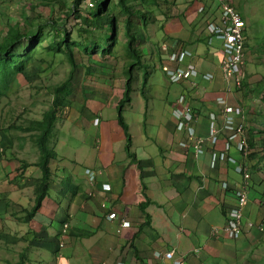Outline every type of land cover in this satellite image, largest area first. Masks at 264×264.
Instances as JSON below:
<instances>
[{
    "label": "crops",
    "instance_id": "0c3cea01",
    "mask_svg": "<svg viewBox=\"0 0 264 264\" xmlns=\"http://www.w3.org/2000/svg\"><path fill=\"white\" fill-rule=\"evenodd\" d=\"M162 1L167 4L162 6L159 1L158 5L148 8L146 24L138 27L137 45L148 65L146 84L143 92L142 83L134 86L132 99L124 108L132 136L131 151L136 159L126 152L125 132L118 121L102 126L99 117L112 109L107 101H112L109 93L113 87L120 86L123 91L117 97L118 102L123 96L125 62L124 74L118 82V76L113 75L112 80L116 82L89 90L91 93L82 91V99L73 106H78V112L85 118L93 121L94 116L98 118V122L94 121L98 129L94 141L80 139L73 146L63 137L60 150L67 152L61 155L58 151L51 160L53 175L69 179L65 181L68 189L65 208L60 203H48L47 196L29 221L23 216L33 204L24 206L22 212L14 210L13 217L8 219L0 213V228L8 232L1 249L5 256L0 251V264L21 259L24 264H117L119 261L175 264L172 259L155 255L168 250L174 251V259L180 260V264H256L264 256L258 250L260 241H264L258 229H262V223L255 221L260 218L259 204L264 203L260 201L264 184L252 175L244 209V232L239 238H228L223 228L230 207L237 201L235 190L243 179L242 174L223 162L212 168L210 147L198 155L192 146L182 148L180 142L186 134L177 130L172 113L178 96L186 92L197 116V131L206 135L210 112L219 113L222 109L216 100L224 93L225 85L220 71L222 42L206 28L208 23L219 20L220 5L217 0ZM175 38L193 52L189 60L200 73L197 86L187 81L171 82L160 67L166 61L160 45ZM207 72L214 74L212 81L203 79L202 74ZM143 73H140L142 81ZM233 94L227 96L228 101L237 103ZM72 95L65 103L69 104ZM116 107L117 104L113 108L117 110ZM128 112L132 122L127 121ZM244 121L247 122L245 114ZM73 124L83 125L79 120L68 121L67 129L72 130ZM248 137L251 147L253 142ZM223 140L222 135L218 148L222 147ZM231 153L240 157L235 147ZM87 167L102 169L95 184L85 174ZM40 177L41 171L38 180ZM38 180L33 178L34 187ZM224 182L228 183L227 187L223 186ZM104 183L110 186L109 190L103 189ZM57 188H63L62 184ZM92 189L95 195L89 197ZM103 201L107 205L105 209L101 206ZM141 203H144L143 209ZM107 209L129 220L131 225L122 227L121 219H109ZM249 220H253V227H248ZM65 221L70 225L69 238L61 248L59 231ZM7 243L15 247V258L8 255L11 248Z\"/></svg>",
    "mask_w": 264,
    "mask_h": 264
},
{
    "label": "rangeland",
    "instance_id": "374dc122",
    "mask_svg": "<svg viewBox=\"0 0 264 264\" xmlns=\"http://www.w3.org/2000/svg\"><path fill=\"white\" fill-rule=\"evenodd\" d=\"M89 1L92 2L91 0H85L83 2L84 5H88ZM130 1L134 2H130L131 4L136 3V0ZM159 1L163 3L162 6L167 4V2L162 0ZM72 3L73 0H0V33L4 35V31L7 29L6 24L10 18L12 22L19 21L24 26L25 19L22 13L26 15L33 12L36 15H42L43 18H40L41 20L49 18L50 15L53 18H57L63 12L62 8L68 11L72 7ZM108 3L110 8L117 13L119 42L113 47L114 55L112 56L95 54L88 58L85 52L76 48V59L79 67L73 73L71 88L73 95L69 98V104L65 103L61 109L52 135V145L55 148V152L59 151L61 155L67 152L60 150V143L63 137L71 146L75 145L80 139L94 141V138H96L94 135L98 126L94 121L98 122V118L94 116V121L90 117L85 118L79 113L78 106H75L76 108L73 107L78 105V100L82 99V91L101 89L105 84L116 82V80H112L113 75L118 76V82L120 75L124 74V63L129 61V59L126 61L128 54L125 46L126 35L123 29L125 12L122 11L119 0H109ZM233 3L234 5L236 4L235 2ZM256 3L257 0L245 1L246 10L249 14L253 13L251 15L252 18L250 20L248 18L247 23L253 25V27H251V31L249 29L250 37L249 39L247 38L246 42L244 86L241 90H236L234 92L235 95H233L237 99L234 102L241 104L245 109L244 114L247 120L248 135L254 142L252 151L255 154L250 158L248 157L252 161L250 165L248 164L249 171L264 184V154L260 156L261 152H264V0H258V4ZM89 6L85 7L91 8ZM62 21L67 23L69 28L67 29L71 32L72 42L77 43L79 40L84 41L86 39L85 33L78 30L79 20L70 17L66 20L62 19ZM49 29L50 27L48 26L47 30ZM46 34L52 36V33ZM109 36H111V33ZM46 39L41 43L34 42L24 45L26 48L34 46L35 50L31 53L24 71L18 75L6 96L0 100V153H4L3 159H0V213L5 215L6 219L13 217L12 213L14 210L16 213L22 212L24 206L34 203L35 195L32 181L33 178L38 180L41 171L33 165L38 160V148L33 143L30 132L22 131L19 126H26L30 120L42 117L44 111L51 105L53 99L52 88L69 78L71 72V65L64 54L52 55L43 47L50 42L49 37H46ZM105 43V40L101 37L98 43L101 45V50H103ZM110 44L111 42L106 43V45ZM94 57L101 60L102 63ZM126 70H128L127 65ZM141 71L145 72L147 69L143 70L136 67L133 80L134 86L142 82ZM89 92L91 93V91ZM122 92L120 86H115L112 93H109L112 101H107V105H110L112 109H107L102 113V116H99L101 117L102 126L112 120H117V110L113 107L118 104L117 97ZM79 114L80 117L77 119ZM127 115V121L132 122L129 112ZM76 120H79L83 125L73 124V129L68 130V121L76 122ZM22 160H26L30 165L24 167ZM66 180H69L67 176L63 177L55 174L52 176L48 203H60L65 208L68 201V194L66 193L68 189H65ZM58 184H62L63 188H57ZM88 196L90 197L91 195ZM260 201L264 202V195L263 200ZM259 207L260 218L255 221L256 223H262V229H258L264 237V203H260ZM61 232L62 226L59 234ZM5 233L7 234L8 232L5 230ZM5 233L0 228V251L3 255L5 253L1 249L5 238H7ZM7 246L11 248L8 255L12 254V257L15 258V247L9 243H7ZM258 248L259 253L262 252L261 255H264V241H260ZM256 264H264V256L261 259H257Z\"/></svg>",
    "mask_w": 264,
    "mask_h": 264
},
{
    "label": "trees",
    "instance_id": "16d2710c",
    "mask_svg": "<svg viewBox=\"0 0 264 264\" xmlns=\"http://www.w3.org/2000/svg\"><path fill=\"white\" fill-rule=\"evenodd\" d=\"M84 1L85 0H73L72 7H70L68 11L62 8L63 12H61L57 18H53L50 15L49 18L41 20L40 18H43L42 15L39 16V14L36 15L33 12H31L33 15H25L22 13L25 19L24 26H22L19 21L12 22L10 18L6 24L7 29L4 31V35L0 33V100L6 96L18 75L24 71L28 59L31 57V53L35 50L34 46L26 48L24 46L26 43H41L43 40H47L46 37H49L50 42L43 47L52 55L64 54L71 65L69 78L52 88L53 99L51 105L44 111L42 117L30 120L29 124L26 126H19L22 131L30 132L31 139L39 151L38 160L33 164L41 170V177L34 187V203L30 209L25 211V215L23 216L25 221H29L36 215L44 199L49 195L51 187L50 182L53 175L50 163L56 155L52 145V135L55 123L59 119V113L68 97L72 94L73 73L79 67V63L76 59V48L85 52L88 58H91L95 54L112 56L114 55L112 49L119 42L117 13L110 8L108 3L109 0H91V6L84 5ZM245 1L246 0H235V5L240 15L247 21V17H249L250 20L253 13H248L244 6L246 5ZM130 2L134 3L130 0H119L122 11L125 12L123 29L126 35L125 46L129 61L126 63L128 70H126L125 66L126 86L123 96L117 104V121L125 132L126 152L128 156L135 160V154L131 151L132 136L124 116V108L125 105L131 101L132 92L135 89L133 80L136 67L143 70L148 67L143 60V51L140 46L137 45L140 37L138 27H143L146 24L149 17L147 12H150L147 9H150L152 5H158L159 0H136L135 4H131ZM256 4H258V0ZM70 17H74L76 20L80 21L78 30L85 33L86 39H84V41L79 40L77 43L72 42L71 32L68 30L67 23L64 21L61 22L62 19L66 20ZM247 24L248 28L245 26L246 42L247 38L249 39L250 37L249 32L252 30L251 27H253V25ZM48 26L50 27L49 30H47ZM46 33H52V36ZM110 33L111 36H109ZM101 37L106 43L111 42L110 45H106L105 43L103 50H101V45L98 44ZM256 46L258 47V45ZM143 74L144 79L141 82L142 85L140 88L142 92L146 84L147 72L145 71ZM253 143H251L252 148ZM253 154L255 153L252 151L249 158ZM263 154L264 152H261L260 156ZM3 155L4 153L1 152L0 159H3ZM249 158L248 161H250ZM22 163L24 167L30 165L26 160H22ZM140 207L143 209L144 203H141ZM5 264H24V260L21 259L16 263L8 261Z\"/></svg>",
    "mask_w": 264,
    "mask_h": 264
},
{
    "label": "built area",
    "instance_id": "2783aa9c",
    "mask_svg": "<svg viewBox=\"0 0 264 264\" xmlns=\"http://www.w3.org/2000/svg\"><path fill=\"white\" fill-rule=\"evenodd\" d=\"M221 14L217 22L207 24V30L210 34L216 35L222 42L221 52L223 55L220 71L224 81V93L220 94L216 100L222 105L221 111L210 112L208 131L206 135L198 133L196 128L197 116L194 112L192 102L186 92L178 96L177 104L173 108V116L177 120V130L184 131L186 136L180 142L182 148L192 146L195 153H204L207 147L211 150L210 165L215 168L219 162L231 164L234 169L242 174L243 180L236 186V203L230 207L224 232L228 238L235 239L242 236L244 232V209L248 204V192L250 189L251 172L248 166V157L252 152L249 144L248 129L244 121V107L241 104L228 101L227 96L233 94L236 90H241L245 80V63H246V20L240 15L239 10L233 3V0H217ZM88 5H92L89 1ZM201 9V8H200ZM164 53L165 62L160 65L163 72L171 82H190L197 86L196 78L200 73L189 59L193 56L192 50L188 49L178 38L169 42H163L160 45ZM204 80L212 81L214 74L207 72L202 74ZM243 119V120H242ZM222 135L224 140L222 147L218 148ZM235 147L240 152V157L231 153ZM85 174L90 183L95 184L97 178L102 173V169L85 168ZM224 187L228 186L227 182L223 183ZM103 189L109 190L107 183L103 184ZM89 195L94 196V190H90ZM101 206L105 209L106 202L103 201ZM107 209L109 219H121V226H130L131 222L122 219L115 211ZM248 227H253V220H249ZM68 222H63L62 232L59 234V246L62 248L69 238ZM262 228V227H261ZM156 256L163 255L166 259L174 260L175 264H180V260L174 259V251L168 250L164 253L156 252ZM117 264H126L119 261Z\"/></svg>",
    "mask_w": 264,
    "mask_h": 264
},
{
    "label": "bare ground",
    "instance_id": "6f19581e",
    "mask_svg": "<svg viewBox=\"0 0 264 264\" xmlns=\"http://www.w3.org/2000/svg\"><path fill=\"white\" fill-rule=\"evenodd\" d=\"M220 40V39H219ZM184 43V42H183ZM189 49V48H188ZM194 56V55H193ZM242 178H243V176H242ZM243 180V179H242ZM240 184V183H239ZM238 185V184H237ZM246 207V206H245ZM244 222V221H243ZM247 229V228H246Z\"/></svg>",
    "mask_w": 264,
    "mask_h": 264
},
{
    "label": "clouds",
    "instance_id": "9594fccd",
    "mask_svg": "<svg viewBox=\"0 0 264 264\" xmlns=\"http://www.w3.org/2000/svg\"><path fill=\"white\" fill-rule=\"evenodd\" d=\"M247 51V50H246Z\"/></svg>",
    "mask_w": 264,
    "mask_h": 264
}]
</instances>
